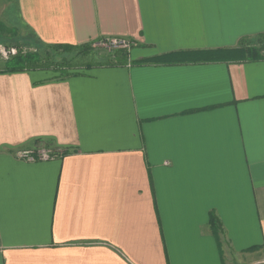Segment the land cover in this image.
Segmentation results:
<instances>
[{"label":"crops","instance_id":"1","mask_svg":"<svg viewBox=\"0 0 264 264\" xmlns=\"http://www.w3.org/2000/svg\"><path fill=\"white\" fill-rule=\"evenodd\" d=\"M15 6L41 44L134 47L125 64L66 79L2 72L0 59V264H233L264 251V59L204 55L264 34V0ZM18 37L0 32V47ZM44 142L70 154L16 157Z\"/></svg>","mask_w":264,"mask_h":264},{"label":"trees","instance_id":"2","mask_svg":"<svg viewBox=\"0 0 264 264\" xmlns=\"http://www.w3.org/2000/svg\"><path fill=\"white\" fill-rule=\"evenodd\" d=\"M4 26V25H3ZM0 23V32H5L8 30V32H11V34L18 35V30L16 28H6L3 27ZM3 27V28H2ZM37 40V39H36ZM38 43V49L37 51H26V50H19L18 53L11 57L9 60H7L4 63L2 72H22V71H32V70H46V71H52L54 73H59L60 77L57 79H66L73 76L81 75L77 72H71V63L68 58H57L58 53H66V54H72L76 53L79 54H87L90 51H93L92 45L93 44H87L82 46H72V45H66V44H56V45H44L37 41ZM228 53V54H227ZM222 54V55H221ZM224 54H227L228 56L231 55V59L240 61V60H261L264 59V34L257 36L254 39H244L240 42V46L235 49H229V50H217L213 51L207 54H204L206 57H209L210 59H224L226 56ZM129 57L128 51H122L119 54H116L115 56H109L106 61V66H112V65H121L125 64L127 62V59ZM151 62L153 60H148L146 62ZM101 66V65H100ZM91 68L92 66H88ZM43 141H37L36 143H42ZM46 143V148H50L54 150L57 157H63L65 155L70 154L69 150H60L59 148H56L51 143ZM210 226L217 235L220 234L222 230V225L217 217V215L214 212H211L210 214ZM259 247L250 248L248 252H252L255 250H259Z\"/></svg>","mask_w":264,"mask_h":264},{"label":"rangeland","instance_id":"3","mask_svg":"<svg viewBox=\"0 0 264 264\" xmlns=\"http://www.w3.org/2000/svg\"><path fill=\"white\" fill-rule=\"evenodd\" d=\"M17 0H0V21L1 24L7 27H17L18 28V38H14L13 43H10L8 47H14L17 51L19 50H28V51H37L38 49V42L37 40L30 35L26 29H22L20 27L19 18L16 11V4ZM4 27V26H3ZM20 30V31H19ZM3 47V46H2ZM93 51H90L87 54H66V53H58L57 58H68L71 63V72H77L80 74L86 73L88 70L98 66L106 65V61L109 56H115L122 51H127L121 48H104L101 46L92 45ZM132 50V48H131ZM129 50L128 52H130ZM0 59L5 61V59L0 55ZM10 59V58H9ZM92 66L89 68L88 66ZM56 78L60 77V74L57 73ZM247 260L237 262L233 261V264H264V251L255 250L252 252H248Z\"/></svg>","mask_w":264,"mask_h":264},{"label":"built area","instance_id":"4","mask_svg":"<svg viewBox=\"0 0 264 264\" xmlns=\"http://www.w3.org/2000/svg\"><path fill=\"white\" fill-rule=\"evenodd\" d=\"M95 46H101L104 48L112 49V48H121L124 50H131L134 47V43L130 40L125 39H106L94 43ZM18 51L14 47H0V55L5 59L9 60V58L15 56ZM16 157L19 160L26 162H38V161H48L57 158L54 150L50 148H30L19 150L16 153Z\"/></svg>","mask_w":264,"mask_h":264}]
</instances>
